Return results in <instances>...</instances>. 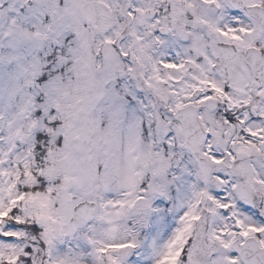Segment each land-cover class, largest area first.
I'll use <instances>...</instances> for the list:
<instances>
[{
    "label": "snow or ice",
    "instance_id": "obj_1",
    "mask_svg": "<svg viewBox=\"0 0 264 264\" xmlns=\"http://www.w3.org/2000/svg\"><path fill=\"white\" fill-rule=\"evenodd\" d=\"M0 264H264V0H0Z\"/></svg>",
    "mask_w": 264,
    "mask_h": 264
}]
</instances>
